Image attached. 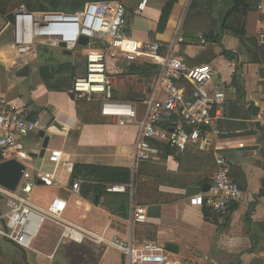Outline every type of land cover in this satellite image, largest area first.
<instances>
[{
    "label": "crops",
    "instance_id": "0c3cea01",
    "mask_svg": "<svg viewBox=\"0 0 264 264\" xmlns=\"http://www.w3.org/2000/svg\"><path fill=\"white\" fill-rule=\"evenodd\" d=\"M167 2H159L158 11L152 10L150 3L144 15H135L129 21L128 37L137 42L170 41L177 27H181L190 43L178 46L175 55L191 67L213 66L217 72L213 85L224 86L227 95L218 126L229 132L230 137L220 138L210 133L204 141L189 145L183 151L163 141H155V145L168 146L175 154L167 155L160 147L158 160L141 163L133 171L138 128L117 125L103 117L100 108L102 120L94 121L88 117L86 120L80 103L72 100L69 93L50 90L44 82L46 78L39 76V68L49 66L52 76L53 67L44 61L37 45L26 49L17 46L16 28L5 19L7 14L0 17V100L27 112L30 120L43 124V130L25 140L32 153L27 164L31 171H52L54 166L48 160L49 152L61 151L73 164L127 168L133 172L134 189H128L126 194L106 192L94 205L83 197L77 198L85 205L89 220L93 213L97 214L92 217L97 220L96 226L89 222L87 228H81L93 232L107 228L110 236L132 239L140 244H159L166 250L167 258H178L176 264H264V196L261 195L264 125L260 123L264 117V45H259L260 36L264 35V0H251L247 12L240 9L233 14V0H210L206 12L195 7L197 0L191 1L189 9H186L185 0H177L164 33L158 34V24ZM189 12L194 18L199 17L194 28L188 26ZM28 24H31L28 18L23 19L18 27ZM190 31L198 36H187ZM210 34L217 37L214 42L207 40ZM200 37L210 46L206 53ZM128 44L130 47L131 43ZM110 51L107 61L114 90L125 87L137 93L143 81L141 100L150 96L157 84V73L150 78L126 74L122 64L130 61L125 57L123 47ZM225 53L234 56L229 58ZM130 63L142 64L139 58ZM151 64L154 65L147 63ZM233 68L236 70L234 75L231 73ZM128 98L123 95L115 99L131 103L141 101ZM255 107L258 111L254 114ZM41 132L49 138L43 158L40 157L44 143L39 137ZM219 156L226 160L232 177L242 190L241 199L232 204L227 217L206 207L189 205L190 197L209 191ZM62 170L59 179L65 186ZM72 200L66 212L68 221ZM133 205L147 209L146 222L131 220ZM49 224L50 227L43 226L42 231L46 228V235L52 236V245L41 246V249L33 246L32 251L26 252L16 248L22 255V264H126L125 257L114 250H104L90 243L59 244L60 234L54 232L59 228ZM168 245L176 247L178 253L168 252ZM247 251L252 255L242 258ZM58 253L61 254L60 262L56 257Z\"/></svg>",
    "mask_w": 264,
    "mask_h": 264
},
{
    "label": "built area",
    "instance_id": "2783aa9c",
    "mask_svg": "<svg viewBox=\"0 0 264 264\" xmlns=\"http://www.w3.org/2000/svg\"><path fill=\"white\" fill-rule=\"evenodd\" d=\"M151 1L138 0L136 15H144ZM185 1L187 6L192 0ZM15 15L16 44L21 49L41 44L60 49V42H64L67 49L73 51L83 48L79 45L82 37L89 39L88 46L82 49L87 62V75L75 79L73 94L76 100L87 102L98 98L103 117L119 126L135 125L138 128L133 171L141 163L159 159L161 150L155 141H163L183 151L189 145L204 141L210 133L220 138L230 137L229 132L218 126L227 95L224 86L213 85L217 74L213 66L191 67L175 55L178 46L190 43L181 27H177L170 41H134L127 35L129 14L120 1L89 3L83 12L77 14L33 13L20 8ZM27 18L31 23L30 34L33 35L31 43H27L26 30L18 27V23ZM68 28L74 29L73 40L52 34L56 29ZM54 39L59 42L55 43ZM200 42L201 45L207 44L203 37H200ZM128 43H131L130 47ZM259 45H264V35L260 36ZM121 46L128 61L134 62L139 57L149 58L157 66V84L153 93L137 103L116 100L114 81L106 72L110 50ZM125 47L130 49L126 50ZM231 73L236 74V70L233 68ZM260 123L264 125V117ZM41 130L43 124L40 121L30 120L27 112L19 111L0 100L2 161L15 159L26 167L16 192L0 188V195L6 199L8 209L0 214V238L22 251H32L44 224L51 223L61 230L59 244L90 243L104 250H114L125 257L126 264H167V252L159 244H140L132 239L110 236L107 228L101 232L88 231L66 219L70 199L82 197L81 188L85 181L76 179L68 186L61 183L60 170L71 173L74 165L68 155L61 151L49 152L48 160L54 166L52 171H31L27 164L32 159V153L26 147L25 140ZM215 163L216 170L209 191L190 197L189 205L206 207L227 217L232 204L241 199L242 190L232 177L226 160L219 156ZM38 186L59 190L46 207L33 202ZM130 188L134 189L133 180L129 185H107L106 192L126 194ZM131 218L139 223L146 222L147 209L133 205Z\"/></svg>",
    "mask_w": 264,
    "mask_h": 264
},
{
    "label": "trees",
    "instance_id": "16d2710c",
    "mask_svg": "<svg viewBox=\"0 0 264 264\" xmlns=\"http://www.w3.org/2000/svg\"><path fill=\"white\" fill-rule=\"evenodd\" d=\"M120 0H21L19 4H10V0H0V17H4L6 14L13 12L16 8L24 6L27 11L33 13H65V14H77L85 10L86 5L93 2H114ZM177 0L169 1L162 12L157 33L163 34L174 3ZM251 0H233V11H239L240 9H245L247 12L250 8L248 7ZM133 11L132 8L128 10ZM243 37V36H242ZM216 36L213 34L207 35V40L214 42ZM41 54V49H38ZM227 57H232V53H225ZM52 60H48L50 63ZM77 66L73 63H67L59 65L57 69H53L52 76L50 78L44 79V82L50 90L58 92L69 93L72 100L78 102L73 94V85L77 77ZM130 74L139 78H150L156 75L157 66L147 65V66H130ZM159 148L164 149L167 155H173L174 150L168 146H161L157 144ZM2 161L0 153V162ZM61 176L65 179V186H68L76 179L84 180L85 183L81 188V196L84 199L89 197L94 198L95 201L100 200L102 196L106 193V186L119 184V185H129L133 180V173L131 169L119 168V167H99L92 165H80L74 164L71 173H67L65 170L61 171ZM263 189L261 195L264 196V181ZM16 247L15 245H13ZM19 249L18 247H16ZM21 250V249H19ZM22 251V250H21ZM252 255L251 251H247L242 258L250 257Z\"/></svg>",
    "mask_w": 264,
    "mask_h": 264
},
{
    "label": "rangeland",
    "instance_id": "374dc122",
    "mask_svg": "<svg viewBox=\"0 0 264 264\" xmlns=\"http://www.w3.org/2000/svg\"><path fill=\"white\" fill-rule=\"evenodd\" d=\"M20 1L21 0H10V4H19ZM157 1H159L161 3H166V0H157ZM157 1H155V0L151 1L150 8L152 10H155V11L159 10L161 5ZM209 1L210 0H197V2L195 3V7L199 8L198 9L199 11L205 10V12H206L207 11L206 7L208 6ZM120 2L127 8V10H129L130 8L133 9V11L128 12V14H129L128 20L129 21L132 18L137 16L135 13V10H136V4H137L138 0H120ZM226 4H228L227 1H226ZM190 5L187 4L186 9H189ZM21 8L26 9L24 6H22ZM193 8L194 7H192V11H193ZM203 8H205V9H203ZM190 14H191V17H190ZM188 18H189L188 26L191 28H194L195 25L197 24V21L199 20V17L194 18L193 14L191 12H189ZM190 33L188 32V33H186V35L187 36L193 35L195 37L198 36V34H195L194 31H190ZM127 35L129 36V34H127ZM55 43H57V42H55ZM209 47H210L209 45H206V46L204 45V47H202V48H204L205 53L208 51ZM38 49H41V55L43 57H45V60H44L45 62L48 61L49 59L52 60V61H50V64L54 70L57 69L59 65L71 62L78 67L77 68V77L78 78L84 77L85 75H87V62H86L85 54H84L82 48H77V49L73 50V55L71 57H66V58L62 55L61 49L53 48V47L46 45V44L38 45ZM125 49L129 50L130 48L125 47ZM139 59H140V62L142 63V64H140L141 66H144V65H147V63H150L149 58L139 57ZM130 62H132V61H130ZM130 62H127L126 65L122 64V65H124L123 68H124V72L126 74H130L129 68L131 65H134L133 63H130ZM106 72L109 75V62L108 61H106ZM121 76H124V74ZM141 80H143V79H141ZM138 88L140 90L137 93L130 92V91H132V89L129 90V88H125V87H122L120 90L119 89L114 90V97L116 99H120V96L126 95L127 99H130L128 97H131V99L134 101L135 100H141L143 98L142 92L144 91L143 81H142V84H140ZM78 103H80V106L82 107V109L84 111V114H85L84 118L85 119L88 117L90 119H95L94 121L100 120V119L102 120L100 113H99L100 100L98 98H95V100H93L92 102L78 100ZM54 192H58V190L38 186L36 188V191L34 192V195H33V202L38 204V205H42L45 207L48 205V202H49L50 198L53 196ZM79 199H73L71 201V210H70L71 215L69 218L70 221L74 222L78 226H83L85 228H87L89 226V222L91 223L92 226H96L97 220L92 219V217H96L97 214L93 213L92 217L89 220L87 218V216L85 215V205L83 203H79V201H80ZM86 200L89 204H92V205L95 204L94 199L89 198ZM7 211H8V209L6 207V199L0 200V214H3ZM44 227H46V228L50 227V224L46 223L44 225ZM45 229L43 231H41L39 237L34 242L33 246L36 249H41V246L46 247V246L52 245L51 244L52 243V241H51L52 236L46 235L47 232L45 231ZM54 232H57L58 234H60V229H57V231L55 230ZM52 240L54 241V239H52ZM27 253L30 254V252H27ZM56 257L58 259L57 261L61 260V254L58 253ZM176 259H178V258H173V256H169L168 257V263L176 264V262H177ZM181 263H182V261H181ZM0 264H22V255L19 253V251L16 249V247H14L11 243H9V242L1 239V238H0ZM54 264H57V262H55Z\"/></svg>",
    "mask_w": 264,
    "mask_h": 264
},
{
    "label": "water",
    "instance_id": "95a60500",
    "mask_svg": "<svg viewBox=\"0 0 264 264\" xmlns=\"http://www.w3.org/2000/svg\"><path fill=\"white\" fill-rule=\"evenodd\" d=\"M5 19L8 21L10 25L16 27L17 18L15 15V11L8 13L5 16ZM89 39L86 37H82L79 41V45L83 48L88 46ZM59 48L62 50L64 56H72L73 52L67 49V44L64 42H60ZM39 76L41 78H49L51 77V69L49 66H41L39 68ZM258 109L255 107L253 109V113L255 114ZM40 139L44 140L42 151L40 153V157L43 158L46 153V149L48 148L49 138L45 137V132H41L39 135ZM261 154L264 155V148L261 151ZM26 170V167L19 161L12 159L8 161L0 162V188L7 192H16L19 187V184L22 180L23 173ZM41 184V183H40ZM209 190V186H208ZM4 196L0 195V200H3ZM167 251L172 253H178V249L172 245L167 246Z\"/></svg>",
    "mask_w": 264,
    "mask_h": 264
},
{
    "label": "bare ground",
    "instance_id": "6f19581e",
    "mask_svg": "<svg viewBox=\"0 0 264 264\" xmlns=\"http://www.w3.org/2000/svg\"><path fill=\"white\" fill-rule=\"evenodd\" d=\"M60 17V16H58ZM23 28L26 30V32L28 33V36H27V43H31V37H33V35L30 34V31H31V24H28V25H22L20 26V29ZM39 34V31L37 32ZM33 34H35V32L33 31ZM53 35L55 36H65L67 39H70V40H73L75 38V32H74V29L73 28H68V29H64V30H61V29H56L52 32ZM37 35V34H36ZM54 42H59L58 39H54L53 40Z\"/></svg>",
    "mask_w": 264,
    "mask_h": 264
}]
</instances>
